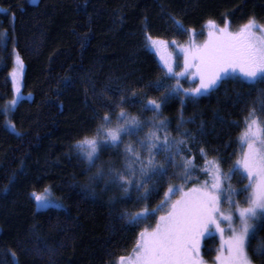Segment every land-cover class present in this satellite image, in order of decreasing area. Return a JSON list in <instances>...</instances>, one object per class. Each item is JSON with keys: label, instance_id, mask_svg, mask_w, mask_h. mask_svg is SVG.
Listing matches in <instances>:
<instances>
[{"label": "trees", "instance_id": "trees-1", "mask_svg": "<svg viewBox=\"0 0 264 264\" xmlns=\"http://www.w3.org/2000/svg\"><path fill=\"white\" fill-rule=\"evenodd\" d=\"M249 19L264 25V0H0V36L7 37L6 47L0 41V264H114L135 248L139 233L153 227L162 209L137 224L128 223L127 216L155 209L169 185L201 183L209 176L201 171L208 168L205 160L216 161L222 173L223 205L232 199L231 206H247L250 189L241 190L249 181L233 166L242 152L238 137L244 117L255 109L264 122V83L230 75L194 100L185 98L182 104L181 94L164 99L174 80H163L146 36L183 43L190 30L200 37L209 20L218 25L228 20L234 28ZM15 51L24 65V97L5 111L13 96L9 73ZM157 80L164 86L157 87ZM133 93L162 103L156 118L170 121V136L180 138L188 129L197 137L195 144L188 143L190 152L175 157L176 167L168 165L167 175L153 178L157 190L147 199L140 198L144 189L131 188L125 195L117 186L105 189L103 181L90 183L95 168L85 173L82 148L73 147L96 136L102 123L97 111L112 116L110 127L123 123L117 121L121 108L142 120L152 118L154 113L142 111L135 98L120 103ZM181 117L185 122L178 130ZM149 130L146 124L139 137ZM137 139L125 136L97 163L122 169L124 146ZM165 155L156 153V161L165 163ZM185 156L197 165L187 181L181 178ZM46 187L63 207L35 208L31 194ZM256 224L253 245L264 239V222ZM218 244L214 235L203 239L204 261L214 260ZM251 258L253 264H264V258Z\"/></svg>", "mask_w": 264, "mask_h": 264}, {"label": "snow or ice", "instance_id": "snow-or-ice-1", "mask_svg": "<svg viewBox=\"0 0 264 264\" xmlns=\"http://www.w3.org/2000/svg\"><path fill=\"white\" fill-rule=\"evenodd\" d=\"M178 31H183L180 21L174 20ZM208 26L209 39L201 47H180V52L184 56V66L180 72L174 70L169 56H161L162 70L164 71L163 80L175 79L174 86L167 88V95L164 99L183 93L187 99H196L200 95L213 90L220 82L232 74V78H243L242 82L264 83V25L258 24L254 19H249L243 24L239 31H229L227 25L217 28L214 21L209 20ZM260 29L261 35H257L253 29ZM147 46L158 50L166 47L163 40L153 39L146 36ZM6 47V36H0ZM16 62L20 73L23 72V61L17 55ZM199 79L195 88H184L180 84L181 78H187V73ZM239 73V76L236 73ZM15 91L16 72L11 74ZM163 80H157L156 86L163 87ZM194 82V81H191ZM264 92V90H261ZM136 99L142 111H151L154 116L147 120H142L137 116L130 115L123 108L117 115L115 127L112 124V116L104 112L101 116L96 112V118L102 123L97 124L94 138L84 137L76 141L73 147L82 148L88 146L86 153H80L81 158L86 161L85 173H90V183L103 181L105 189L117 186L126 195L131 188L137 192L144 189L141 199H147L149 195L156 191L158 181L154 177H163L168 173V165L176 167L177 155L185 151H191L188 147L189 141L195 144L197 137L191 130L185 129L180 138L172 137L167 129L170 121L157 119L163 107L162 103L155 99L143 100L133 93L132 97H121L120 103H131ZM181 99V103L185 99ZM19 97L13 99L11 106H5V111L15 108ZM260 111L264 112V104ZM183 117L177 125V129L184 123ZM245 129L242 131L238 140L243 149L242 158L237 160L233 166V171H241L246 176L249 183L241 190L251 192L248 194V206L238 208L239 227H231V235L227 239L222 238L221 247L215 257L217 264H253L252 255L264 258V239L253 245L252 240L256 239L259 230L257 224L250 221L264 222V122L260 121L255 109H250L248 115L244 117ZM150 125V130L143 137L139 133ZM203 134V128H200ZM160 133H163L161 136ZM125 136H137L135 144L129 142L124 146L125 164L122 169H116L109 165L105 168L100 160L102 152L113 146L123 143ZM139 147V150L137 148ZM147 153V156L143 153ZM165 153V163L156 161L155 154ZM201 156H205V149L199 148ZM208 168L202 169L205 173H214L213 182L209 186L207 183L201 187H192L186 192L181 185H169L163 199L155 209L143 208L141 211L127 216L128 223L137 224L146 219L148 215L160 211L165 206L168 210L157 218L155 227L143 229L136 240L133 253L129 256H120L116 264H204L200 257V237L207 231L215 227L223 235L224 229L220 227L221 220L231 221L232 216H225L220 211L219 204L222 191V173L216 161L205 160ZM183 176L184 180H190V173L196 170V163L191 157H183ZM137 172L139 175H137ZM149 182L152 186L149 187ZM176 192H181L180 198L172 201L171 197ZM238 194V193H237ZM35 200L41 207H48L51 201L45 196H35ZM230 203H234L229 200ZM251 249V255L249 253ZM14 255V253H13Z\"/></svg>", "mask_w": 264, "mask_h": 264}, {"label": "rangeland", "instance_id": "rangeland-1", "mask_svg": "<svg viewBox=\"0 0 264 264\" xmlns=\"http://www.w3.org/2000/svg\"><path fill=\"white\" fill-rule=\"evenodd\" d=\"M216 24V23H215ZM246 24V23H245ZM227 25V27L229 28V31H232V32H237L239 31L240 27L243 25H238L234 28L230 27V23L227 21H225L222 25H218L216 24L217 28H223ZM209 31H212V29L208 26V23H206L204 29H203V33L200 35L199 37V32L195 31V30H190L189 31V35H188V39L187 41L183 42V43H179V42H176L175 40L173 39H166V38H158V37H152L153 39H158V40H163L166 43V47L162 46L160 47L158 50L156 49H153L152 47H149V49L155 54L156 56V59L159 63V65L162 67V61L160 59L161 56H169L170 57V62L173 64L174 66V70L176 72H180L182 69H183V66H184V56L183 54H181L180 52V47H184V48H189V47H201L204 45V43L209 39L208 37V33ZM253 31L257 34V35H261V31L260 29H253ZM148 36V35H147ZM17 53L16 51L14 52V56H13V65H12V68L10 70V73H9V77H10V80H11V83H12V90H13V96L12 98L8 101V103L6 104L7 106H11V103L13 101V99H16L17 97H19V100H18V103L19 101L24 97V93L22 91V83H23V72H24V67H23V72L22 74L20 73V69H19V66L16 62V57H17ZM13 71L16 72V80H15V85L16 87H19L20 91L19 93H17L15 91V88H14V85H13V79H12V76L10 75ZM187 75V78H181L180 79V84L183 85L184 88H195L196 85L199 83V79L197 77H194L192 76V73L189 72L186 74ZM232 75L231 73L229 74V76ZM237 76H239V73L237 72L236 73ZM242 78V77H241ZM243 79V78H242ZM174 80V84L173 86L176 84V80ZM191 81H194V82H191ZM209 92V91H208ZM206 92V93H208ZM204 93V94H206ZM181 94V99L184 98L183 97V93H180ZM203 95V94H202ZM185 99V98H184ZM17 103V104H18ZM17 106V105H16ZM15 106V107H16ZM14 108H9L8 111H12ZM8 126L10 128H13L12 125L10 123H8ZM245 129V123L243 125V129L242 131H244ZM241 131V133H242ZM240 133V134H241ZM88 146L87 145H84L82 147V151L83 153H86L88 151ZM242 155H243V149H242V152H241V155L240 157L237 159H241L242 158ZM211 161V160H209ZM213 175L214 173H209V176L203 180L201 183H199L198 185H195V187H201L203 185H205V183H207L209 186L212 184L213 182ZM194 187V186H193ZM192 187H189V188H183V190L186 192L188 189H190ZM221 188H222V191L219 193V195L221 196V202L219 204V208H220V211L224 213L225 216H232L233 219L231 221H225V220H221L220 222V227L224 229V232H223V235H221V233L219 231H216L215 227H213L212 229H210L209 231H207L202 237H200V252H201V246H202V242H203V239L206 237V236H209V235H214L216 236V238L218 239V250L220 249L221 247V242H222V238L223 239H227L230 235H231V232L229 231V228L230 226L231 227H239L240 225V221L238 219V208H243V207H240V206H237V205H234V206H231V203H228V206L226 205H223L222 203V198L224 197V189H223V185H222V180H221ZM250 192H251V189H250ZM45 196L46 198H48L50 201H51V204L48 206V207H41L40 206V203L38 201L35 200V196ZM181 196V192H176L175 195H173L171 197V200L169 201V204L180 198ZM31 198L33 199L34 203H35V208L37 210H43V209H46V208H49V207H54V208H58V207H63V203L60 201V199H58L57 197H55L50 189V187H46L41 193H36V192H33L31 194ZM228 197H226L227 199ZM165 199V198H164ZM232 200V199H231ZM248 206V205H247ZM247 206H244V207H247ZM168 210L167 206H165L162 211L160 212V214H158V217L162 214H164V212H166ZM157 217V218H158ZM157 221V220H156ZM257 221H250V223H253V224H256ZM154 225H156V223H154ZM153 225V227H155ZM152 227V228H153ZM151 229V228H150ZM134 250V249H133ZM133 250L130 251L128 254H126L125 256H129L130 254L133 253ZM218 252V251H217ZM217 255V254H216ZM200 257H201V254H200ZM216 257V256H215ZM119 258V257H118ZM118 258L115 260V263L118 261ZM202 258V257H201ZM204 261V260H203ZM204 264H217V261L216 259L214 258V260L212 262H206L204 261Z\"/></svg>", "mask_w": 264, "mask_h": 264}]
</instances>
